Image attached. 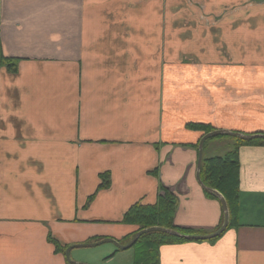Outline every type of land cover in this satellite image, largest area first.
I'll use <instances>...</instances> for the list:
<instances>
[{
	"label": "crops",
	"instance_id": "0c3cea01",
	"mask_svg": "<svg viewBox=\"0 0 264 264\" xmlns=\"http://www.w3.org/2000/svg\"><path fill=\"white\" fill-rule=\"evenodd\" d=\"M193 124L264 133V0H0V264L125 245L140 231L126 214L164 188L175 225L217 231L222 201L197 179L207 132ZM224 136L205 140L202 165L234 149L216 153ZM233 138L235 224L174 236L158 264H264V144ZM105 243L71 258L135 263V245Z\"/></svg>",
	"mask_w": 264,
	"mask_h": 264
},
{
	"label": "trees",
	"instance_id": "16d2710c",
	"mask_svg": "<svg viewBox=\"0 0 264 264\" xmlns=\"http://www.w3.org/2000/svg\"><path fill=\"white\" fill-rule=\"evenodd\" d=\"M1 63L7 65L8 69L11 71L16 69V62L14 60L2 58ZM190 127L204 130L207 133L215 130L213 126L206 124H193L190 125ZM253 141L264 144L263 139ZM239 170L240 164L238 160L237 145L225 157L206 159L203 161L201 168V178L203 183L207 187L221 192L227 200L231 216L230 226L235 224L237 216L240 184ZM107 184L108 181L105 180L102 185L105 186ZM177 208V194L168 188H164L157 204H137L133 206V208L126 214L125 221L139 225V230L153 226H160L174 229L182 235L199 234V232L195 230L175 225L174 217L177 212ZM132 238L128 239L127 242ZM182 240H184V238L170 236L158 231L146 233L142 235L135 244L137 254L134 264H158L159 247L162 244ZM57 248L60 249L59 244H57Z\"/></svg>",
	"mask_w": 264,
	"mask_h": 264
},
{
	"label": "water",
	"instance_id": "95a60500",
	"mask_svg": "<svg viewBox=\"0 0 264 264\" xmlns=\"http://www.w3.org/2000/svg\"><path fill=\"white\" fill-rule=\"evenodd\" d=\"M217 135H229V136L237 137V138L244 139V140L264 139V133L244 134V133H241V132L229 131V130H219V129L211 131V132L205 134L203 136V138L200 140V146H199V148H200V156H199V160H198V172H197V179H198L199 183L203 187H205V185L202 182L200 171H201V167H202L204 142H205V140L207 138L212 137V136H217ZM208 190L213 192L217 196H219V198L222 201L223 209H224V213H225V218H224V222H223L222 226L217 231H215V232H213L211 234L185 236V235H182L180 232H178L176 230H173V229H170V228H164V227H160V226H153V227L145 228V229H142V230L138 231L137 234L132 238V240L129 241L125 245L119 243L117 240H114V239H106V240H101V241L94 242V243H85V244H77V245L70 246L66 250L67 260L71 264H86V263H83V262H76L75 260H73L71 258V255H70L71 250L74 249V248L96 247V246L101 245L102 243H105V242H112L119 249H124L125 250V249H129V248L133 247L136 244V242L138 241V239L142 235H144L146 233L153 232V231L166 233V234H169V235H172V236H181V237H185L187 239H194V240H209V239L216 238L219 235H221L227 229V227L229 225V221H230V212H229L227 201L223 197V195L221 193H219L218 191L214 190V189L208 188Z\"/></svg>",
	"mask_w": 264,
	"mask_h": 264
},
{
	"label": "rangeland",
	"instance_id": "374dc122",
	"mask_svg": "<svg viewBox=\"0 0 264 264\" xmlns=\"http://www.w3.org/2000/svg\"><path fill=\"white\" fill-rule=\"evenodd\" d=\"M213 140H212V142H214V144H215L216 153H220L221 155L226 153V151H228L229 148H234L235 145L232 146V144H239L240 143V141H238V139L230 137V136H224V137L216 138ZM111 245H112L111 243H105V244L97 246V247L85 248V249H79V250H81V252H89L92 250H100L101 248H105L104 246H111Z\"/></svg>",
	"mask_w": 264,
	"mask_h": 264
}]
</instances>
